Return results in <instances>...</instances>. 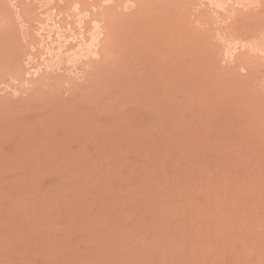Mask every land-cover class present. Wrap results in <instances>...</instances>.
<instances>
[{"label":"rangeland","instance_id":"374dc122","mask_svg":"<svg viewBox=\"0 0 264 264\" xmlns=\"http://www.w3.org/2000/svg\"><path fill=\"white\" fill-rule=\"evenodd\" d=\"M0 264H264V0H0Z\"/></svg>","mask_w":264,"mask_h":264}]
</instances>
